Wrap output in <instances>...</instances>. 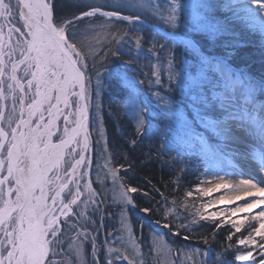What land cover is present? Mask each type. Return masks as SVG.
Returning a JSON list of instances; mask_svg holds the SVG:
<instances>
[{
  "label": "snow or ice",
  "instance_id": "obj_1",
  "mask_svg": "<svg viewBox=\"0 0 264 264\" xmlns=\"http://www.w3.org/2000/svg\"><path fill=\"white\" fill-rule=\"evenodd\" d=\"M77 7L79 15L58 21L53 0H0V264H146L123 213L119 234L113 238L107 232L99 243L104 217L98 193L90 180L81 183L89 175L85 162L91 163L85 155L91 150L90 124L98 123L92 129L96 142L109 151L105 95L119 101L109 115L134 127L131 148L145 138L156 140L158 157L195 158L204 166L203 176L211 177L186 190L182 199L173 197L171 207L160 192L164 212L156 223L174 236L180 229L194 231L200 221L216 228L230 224V243L214 258L210 249L202 259L199 249L181 256L192 264H233L226 254L236 264H264V243L256 241L264 240V182L245 176L244 169L250 162L264 172V99H259L264 75L253 78L231 64L238 26L264 38V0H88ZM98 18L103 20L97 23ZM220 37L230 39L217 44ZM188 53L191 60L184 58ZM124 65L142 74L139 84L176 96L152 91L153 105ZM147 155L151 158V151ZM110 163L109 153L108 172L103 179L98 174L101 184L109 174L113 184L122 179ZM235 176L239 182H230ZM120 187L125 191L113 200L135 207L128 193L138 189ZM222 189L218 198L203 199ZM225 204L236 206L209 211ZM178 207L188 215L181 217ZM90 209L101 214L99 226ZM253 209L259 211L238 216ZM170 216L188 223L176 224L173 231ZM81 221L90 222L96 235ZM151 251L160 257L158 264H169L172 249L163 235L153 236Z\"/></svg>",
  "mask_w": 264,
  "mask_h": 264
},
{
  "label": "rangeland",
  "instance_id": "obj_2",
  "mask_svg": "<svg viewBox=\"0 0 264 264\" xmlns=\"http://www.w3.org/2000/svg\"><path fill=\"white\" fill-rule=\"evenodd\" d=\"M53 1H54V5H55V15H56V11H57V8H58V5H57L58 4L57 3L58 0H53ZM63 1H64V3L66 5L67 4L70 5V6L72 5L71 8H69V10L67 11V15H72V14L79 15L81 9L79 7H77V5L81 4V3L88 2V0H69V1L63 0ZM69 3H71V4H69ZM217 15H221L222 16L224 14L218 12ZM71 18L72 17H69L68 19H71ZM101 20H103V18H98L96 22L98 23ZM87 23H88L87 19L85 21L80 22V27L83 28ZM241 29L242 30H246L242 26H238V31H242ZM247 34H248V36L242 35V34L239 35V37H238V45H240L239 42H242V43L244 42L246 44L248 41H252L249 38V36H250V37H255L258 40H259V38L262 39L261 40L262 41L261 42V46H262L261 49L264 48V38H262L258 33H251L249 31H247ZM225 39H230V38L220 37L218 39V41H217V44L222 43L223 40H225ZM216 48H219V47H216ZM258 50H260L259 47H258ZM258 50L254 49V54L255 55L253 54V56L254 57H258L259 60H260V52ZM99 55L100 56L104 55V49L103 48L100 50ZM184 58L187 59V60H191L192 59V55H190V53L185 54ZM163 59H164V55L161 54V60H163ZM142 61H144V62H142ZM142 61H141V63L143 65H145V68H146L145 71L149 72V78L151 79L150 68L147 67L148 61L147 60H143V59H142ZM258 63L262 64V65L260 64V66H264V58L261 59L260 62H258ZM125 66L129 67V69H131L132 71L138 72V70L135 68V66H128V65H125ZM90 67H91V65L89 64V68ZM232 67L234 69L238 70V71L242 70L243 72L247 73L249 76H251L253 78H258V77H260L259 75H264V68L263 67H262V69L259 68L257 70L256 75L254 73H252L249 70V68H247V67L242 66V67L237 68L233 64H232ZM163 79H164V83L166 84L167 83V77L164 76ZM137 85L141 89V86L139 85V83H137ZM144 85L147 86V88H145L146 89V93L144 91H142V93H143L144 96H146L152 102L153 105H155V100H154V98L151 95L152 91L158 90V91H160V93L162 95H165V94L166 95H170V96L172 95V92H166L165 88H163V87H157V86L153 85V88L150 89L147 83H144ZM113 99H114L113 96L105 95L103 97V122H104V128H105L107 144L109 143V137H108L109 133H107L108 131L106 129L107 127H106V123H105L106 122L105 121L106 120L105 117L108 116V117H111L113 119V117L110 116L109 113L114 112L115 109L117 108L118 103H119L118 100H115V105H114L113 104V102H114ZM259 99H264V96H260ZM92 111L94 112V109ZM113 120L115 121V119H113ZM124 123H125L126 129H131L133 135H135V130H134V127L132 126V124L127 119H124ZM62 127H63V124H62V121H61V128ZM98 127H99L98 123L90 124L89 131H90V134H91L90 135V149L91 150L88 153H85V155H87V156H89L91 158V163L89 164V162H87V161L85 162L84 167L88 171L89 175L86 176L84 178V180L81 181V183L83 185L88 180H90L92 182L93 188L98 193L97 202L99 203L100 207L103 210L102 211V215L104 217V219H103L104 228L99 233V243L101 245L104 244L105 235L107 234V232H112L113 233V238L116 235L119 234L118 230L121 227V223H120L121 214L123 213V215L127 218L128 223L132 227L133 235L136 238V242L138 244H140L141 252H142V254L144 256L146 264H158V260L160 259V257L155 252L151 251V249H152V244H153V236H160V235L164 236L165 243L172 249L171 256L169 257V264H180L181 260H183V264H192L191 260L185 259L184 257L181 256V251L187 253L189 250L195 251L196 249H199V250H201V257L200 258L202 259L203 258V251L210 249L211 253H212V256L214 258L216 256V252L213 251L214 249L212 250L210 247H208L209 245H207V243L206 244H202V245H200L198 247L196 245L188 246V244H186L185 246L182 245V244L178 245V246H175V244L168 239L169 238V236H168L169 235L168 234L169 229L163 228L162 224H157L156 221L155 222L154 221L148 222L147 217L144 216V213L141 214L142 212H138L136 210V206L133 207L130 204L129 205H125L124 203L119 202V200H117V201L113 200V196L114 195L119 198L121 196L122 192L125 191V189H122L120 187L121 184L125 185V183L121 179V180L117 181L115 184H113L111 175L109 174L107 176V179L104 180V183L101 184L100 182H98V174L103 179L105 174L108 172V169L104 167V164H105L106 159H108V157H109V153L111 154V163L108 165V167L109 168L118 169L119 171L116 173L118 176H120L119 174H120L121 171L122 172H124V171L126 172L127 168H118V167H116L114 165L115 164V159L112 156L113 153H112V151L110 149V145L109 144H108V150H109L108 152H104V142H101L100 144H97V142H96L97 141V133L93 132L92 129L93 128H98ZM113 130L115 131V129H113ZM115 133L119 137H121V135H123V139L125 137L127 138L126 131L125 132H123V131L121 132L120 129H116ZM102 153H103V156L101 155ZM182 158L183 157H179L176 160L179 161ZM167 159H168L167 156H164L162 158L164 163L165 162L168 163L166 161ZM192 159H193V161H197L195 158H192ZM97 162H99V167H98ZM183 166L184 165H182V164H176V165L170 166V167L174 168L177 171H179V170L181 171V168L183 169ZM197 166L199 167V169L201 171V176H200V179L198 181V184L200 183L201 179H211V177H204L203 176L204 166H203V164L201 162L198 161ZM193 169H195V168L193 167ZM236 177H239V176H235V178ZM254 181H256V180H254ZM230 182H232V180H230ZM182 188H184V187H182ZM225 191L226 190L222 189L220 192H214L211 197H204L203 199L206 201V200H209V199L218 198L219 195L223 194ZM85 195H87V193H85ZM133 195H135V193H128V196L130 198H132V199H133ZM82 199H83V197H82ZM163 203H164V201L161 202V205H158L159 203L156 204V206L160 210H162V212L159 211V214H158L159 217H160V214L162 216L163 215L162 213L164 212ZM196 203H197V206H199L200 201L197 200ZM242 203H244V201L238 202L236 204H242ZM236 204L224 205V206H221V205L220 206H215L212 209H210L209 211H215V210H217V208H231V207H235ZM168 206L171 207L172 205L169 204ZM95 207H96V205H92V208H95ZM177 211L180 213L181 217L188 215V213L186 211H184V209L182 207H178ZM258 211H259V209H257V210L255 209V210H252V213L240 214L238 216L252 215V214H254L255 212H258ZM88 215L95 219V222H96L97 226L100 225V223H101V220H100V215L101 214L100 213H95L94 214L91 211V209H90L89 212H88ZM160 218L161 219H159V220H162V217H160ZM74 219L75 218H73V220ZM231 219H235V217H232ZM169 220L172 222V227H175V225L178 224V223H185V224L188 223L187 220H176L173 216H170ZM200 222H202V221H200ZM217 223H219V221ZM252 223L255 224V221H252ZM85 224L87 225V230L88 231H93L92 224L90 222L81 221L82 228L84 227ZM202 224H204V225L199 226V227H195L194 231H192V232H188V231H186L184 229H180V232H182L183 234H186L188 236H191V234H195V233L203 234L204 230H201V229L206 227L207 225H210V226H213L215 232L217 230H219V229H224L226 231V236H227L228 230L230 228V224L223 225L220 228H216L215 225L212 222H209V221H203ZM246 224H247V222H246ZM207 227H209V226H207ZM244 234L247 235V232H245ZM93 235H96L95 231H93ZM236 235L239 236L240 234L237 233ZM124 239H125V241H127V239H128L127 233H124ZM181 239L184 240L183 237H181ZM256 241H257L258 244L259 243H264V240H261L260 237H256ZM119 243H120L119 241H116L117 245H119ZM245 250H247V249H245ZM259 251H260V249L257 247V249L254 251V255H257ZM87 253H88L89 258H90V254H91V244H90V242L87 245ZM100 258L103 259L102 252H101ZM257 258H259V257L257 256ZM118 264H119V262H118ZM124 264H126V262H124ZM233 264H236V262L234 261ZM249 264H250V262H249Z\"/></svg>",
  "mask_w": 264,
  "mask_h": 264
},
{
  "label": "trees",
  "instance_id": "obj_3",
  "mask_svg": "<svg viewBox=\"0 0 264 264\" xmlns=\"http://www.w3.org/2000/svg\"><path fill=\"white\" fill-rule=\"evenodd\" d=\"M57 3L58 8L56 11V17L58 21H63L68 19L69 17H73L74 15H76H67V11L69 10V8H71L72 5H66L63 0H58ZM239 32L242 35L248 36L246 30H242ZM249 38L252 41H248L246 44L244 42H239L240 45L233 49L234 56L231 60V64H233L237 68L242 66L247 67L252 73L256 75L257 70L259 68H264V66H260L261 63H258L261 59L264 58V48L261 49L262 39L259 38L258 40L255 37L250 36ZM146 47L147 45H145V48ZM258 47L260 50H258ZM254 49L260 52V60L258 57L253 56ZM213 50L217 52L220 51L219 48H214ZM119 63L123 64V61H119ZM124 67L125 69H127L128 76L134 82L139 83V81L143 79V76L140 72L139 74L138 72L132 71L131 69H129V67L125 65ZM145 70L146 68L144 67V71ZM139 85L141 86V90L146 93L145 88H147V86H145L144 84ZM171 96L175 97L176 93L172 92ZM113 97V104L115 105V100L118 99L115 97V95H113ZM105 119L107 127L106 129L108 131L107 133H109L108 144L110 145V149L113 153L112 156L115 159L114 165L118 168H127L126 172L121 171L119 174L120 177H122V181L125 183L126 186L135 187L138 189V191L135 192V195H133V201L136 206V210L138 212H141V208H152V212L147 214L142 212L141 214L144 213V216L147 217L148 222H155L161 219L160 217H163V215L161 216L160 214L159 217V213L156 212V208H158L156 204L159 203L158 205H161V202L163 201L160 196V192H163L164 195L167 196L170 205V202L173 197H178L182 199L184 191L188 189H194L198 184V181L201 176V171L197 166L198 161H193V159L188 158H182L177 161L176 159L179 157H176L173 160L170 158V156L165 155L168 157V159L166 160L168 163H164V161L162 160L164 156L158 157L156 155V148L159 147V144L156 142V140L150 141L147 138L144 139L142 144H139L135 149H133L129 146V141L135 135H133L131 129H126L124 119L114 121V118L112 119L108 116H106ZM113 129H115V131L116 129H120L121 132L126 131L127 138L125 137L123 139V135L119 137ZM150 151L152 153L151 158H149V156L147 155V153H149ZM125 156H127V159H125ZM172 156H175V154L173 153ZM176 164L184 165L183 171H177L174 168L170 167ZM129 165H131V167H129ZM193 167L195 169H193ZM177 178L179 179V183L174 184L173 181ZM156 189H159V192H157ZM146 192L148 193L147 196L144 194ZM160 212H162V210H160ZM202 223L203 221L200 222L201 226L204 225ZM207 226L201 229L204 230L203 234H191V236H189L190 239L188 240L181 239V237H184L186 235L182 232H180V235L174 236L172 235V231L167 230L169 234L168 239L173 242L175 246L181 244L185 246L186 244H188V246L196 245L198 247L202 244H206L204 242V238L207 237V245H209L208 247H210L212 250L214 249L213 251L216 252V254L218 252H223L224 249H226L228 244L230 243L228 240H226V231L224 229H219L215 232L213 226ZM172 230L175 231L176 228L172 227ZM226 258L234 262V256L226 254Z\"/></svg>",
  "mask_w": 264,
  "mask_h": 264
},
{
  "label": "bare ground",
  "instance_id": "obj_4",
  "mask_svg": "<svg viewBox=\"0 0 264 264\" xmlns=\"http://www.w3.org/2000/svg\"><path fill=\"white\" fill-rule=\"evenodd\" d=\"M244 169H245V176H248L250 174L254 180H256L258 182H264V172H261L256 165L251 164L249 162V163H246L244 165ZM239 179H240V177H236V178L234 177L232 179V182L238 183ZM238 202H241V201H237L236 203H238ZM225 205H229V204H225ZM230 205H232V204H230ZM216 206H220V205H216ZM221 206H224V205H221ZM253 210H255V209H253ZM238 215H240V214H238ZM247 263L249 264V262H245V264H247Z\"/></svg>",
  "mask_w": 264,
  "mask_h": 264
},
{
  "label": "flooded vegetation",
  "instance_id": "obj_5",
  "mask_svg": "<svg viewBox=\"0 0 264 264\" xmlns=\"http://www.w3.org/2000/svg\"><path fill=\"white\" fill-rule=\"evenodd\" d=\"M53 3H54V1H53ZM62 219H64V218H61V222L63 223V220Z\"/></svg>",
  "mask_w": 264,
  "mask_h": 264
}]
</instances>
